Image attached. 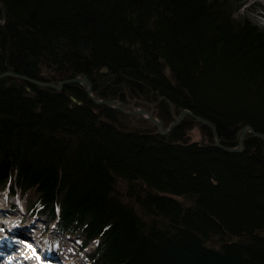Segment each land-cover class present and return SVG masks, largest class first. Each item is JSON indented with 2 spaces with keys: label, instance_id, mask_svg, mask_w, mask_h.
<instances>
[{
  "label": "trees",
  "instance_id": "16d2710c",
  "mask_svg": "<svg viewBox=\"0 0 264 264\" xmlns=\"http://www.w3.org/2000/svg\"><path fill=\"white\" fill-rule=\"evenodd\" d=\"M233 4L0 0V73H85L97 97L146 106L165 126L187 108L234 146L246 124L264 133V28ZM196 124L207 135L191 141ZM8 179L33 192L37 214L57 207V230L96 240L94 264H264V139L250 132L228 151L190 116L162 134L81 83L6 75L0 186Z\"/></svg>",
  "mask_w": 264,
  "mask_h": 264
},
{
  "label": "water",
  "instance_id": "95a60500",
  "mask_svg": "<svg viewBox=\"0 0 264 264\" xmlns=\"http://www.w3.org/2000/svg\"><path fill=\"white\" fill-rule=\"evenodd\" d=\"M6 75L19 77V78H22L23 80H26V81L32 82V83H36V84L49 85V86L55 87L57 89H62L63 85L66 83H71V82L82 83L86 86V91H87L88 96L95 103L109 105V106L115 107L118 110H121L122 112H125L128 114L145 115L152 123H154L157 126L158 131L162 134L169 133L171 131V129L173 127H175L176 125H178L179 123H181L186 116H190L193 119H195L197 122L202 123L204 125H207L211 129V131L214 135L216 145H218V146H220L223 149L228 150V151H242L245 148V136L248 132H250L255 137L264 139V133L263 132L257 131L251 124H246L241 129V132H240L239 137H238L239 143L237 145H234V146L224 145V144H222V141H221V138L218 134L216 126L210 120L193 113L191 110H189L187 108L180 109L179 114L176 115L174 117V119L166 127L163 119L156 117L148 108H146L144 106L136 107L132 104H127V103L121 102L117 99H107V98H101V97L95 96L92 92V82H91L89 76L85 73H83L82 76L76 75L74 77L65 78V79L59 81L58 83H54V82L52 83V82H47L46 80L33 78V77L27 76L25 74H22V73L13 71V70H6V71L0 73V77L6 76ZM72 98H73V100H77L75 97H72ZM78 103H81V102L78 101Z\"/></svg>",
  "mask_w": 264,
  "mask_h": 264
},
{
  "label": "rangeland",
  "instance_id": "374dc122",
  "mask_svg": "<svg viewBox=\"0 0 264 264\" xmlns=\"http://www.w3.org/2000/svg\"><path fill=\"white\" fill-rule=\"evenodd\" d=\"M231 1H233V3H234L233 6L240 5V7L238 9V14L240 16H242V14H244V15L248 16L252 21L258 23L259 25L263 26V28H264V0H231ZM50 82H53V81H50ZM131 104H134V103H131ZM141 117L146 118L144 115H141ZM147 120H148V118H147ZM149 122H151V121H149ZM205 135H207V134H205V132L197 124L194 125L193 128L190 129L188 132V137L191 141L203 140V139H205ZM29 193H28L29 194L28 197L26 194L23 196L24 197L23 200H21V199L19 200L21 207L25 206L27 199H30L31 197H33V194L31 192H29ZM14 199L15 200L17 199V198H15V195H13L12 197L9 198V200H14ZM46 229L47 230H45L43 237H47L48 235L51 234V236H54L55 238H58L61 240L60 245L54 241H51L50 245H55L59 249V253L63 254L64 257H65V254H64V251H65L66 253L69 252L71 254V256H72L71 258H74L72 253H73V251L77 250V248H78V247L76 248L74 246H76L79 241H77V240L75 241L73 238H69V237L64 239V237H66V236H64V235L61 236V235H58L57 233L54 235V232L52 231L51 226H50V228L47 226ZM54 237H52V238H54ZM93 246L95 247V243L89 241V244H87L83 248L82 251L79 250V254L84 259V264H89V261H88L89 256H88L87 252L91 251ZM5 250L8 251V248H5ZM83 251H85L86 253H84Z\"/></svg>",
  "mask_w": 264,
  "mask_h": 264
},
{
  "label": "bare ground",
  "instance_id": "6f19581e",
  "mask_svg": "<svg viewBox=\"0 0 264 264\" xmlns=\"http://www.w3.org/2000/svg\"><path fill=\"white\" fill-rule=\"evenodd\" d=\"M47 82H50V81H47ZM52 83H53V82H52ZM37 217H39V218H45L44 216H42V215H40V214H38ZM11 221H14V219H11ZM10 223H11V222H10ZM52 225H54L55 228H56L55 220L52 222ZM56 229H57V228H56ZM62 235L67 236V235H65L64 233H62ZM73 237H74V236H73ZM64 253H65V252H64ZM18 257H22V256L19 255ZM27 261H28L29 264H42V262H41L39 259H29V260H27ZM66 264H70V263L67 262ZM72 264H74V263H72Z\"/></svg>",
  "mask_w": 264,
  "mask_h": 264
}]
</instances>
